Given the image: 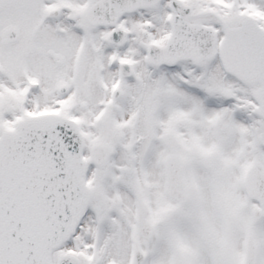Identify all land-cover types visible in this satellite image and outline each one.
Listing matches in <instances>:
<instances>
[{
    "label": "snow or ice",
    "instance_id": "6c2138e0",
    "mask_svg": "<svg viewBox=\"0 0 264 264\" xmlns=\"http://www.w3.org/2000/svg\"><path fill=\"white\" fill-rule=\"evenodd\" d=\"M0 264H264V0H0Z\"/></svg>",
    "mask_w": 264,
    "mask_h": 264
}]
</instances>
